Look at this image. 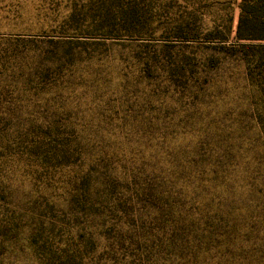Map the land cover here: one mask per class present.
Here are the masks:
<instances>
[{"label":"rangeland","instance_id":"1","mask_svg":"<svg viewBox=\"0 0 264 264\" xmlns=\"http://www.w3.org/2000/svg\"><path fill=\"white\" fill-rule=\"evenodd\" d=\"M241 4L0 0V264H264Z\"/></svg>","mask_w":264,"mask_h":264},{"label":"trees","instance_id":"2","mask_svg":"<svg viewBox=\"0 0 264 264\" xmlns=\"http://www.w3.org/2000/svg\"><path fill=\"white\" fill-rule=\"evenodd\" d=\"M237 39L264 42V0H242Z\"/></svg>","mask_w":264,"mask_h":264}]
</instances>
